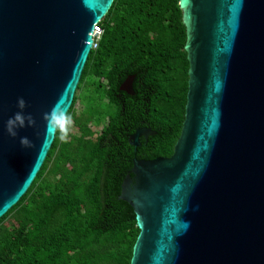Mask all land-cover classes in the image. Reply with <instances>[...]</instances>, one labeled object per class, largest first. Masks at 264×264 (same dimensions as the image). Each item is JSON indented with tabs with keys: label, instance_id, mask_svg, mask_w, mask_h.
Here are the masks:
<instances>
[{
	"label": "water",
	"instance_id": "obj_1",
	"mask_svg": "<svg viewBox=\"0 0 264 264\" xmlns=\"http://www.w3.org/2000/svg\"><path fill=\"white\" fill-rule=\"evenodd\" d=\"M178 1L184 121L172 155L133 159L122 185L140 231L130 264H264V0ZM112 2L0 0V219L39 173L55 139L43 115L69 111L93 27ZM132 82L121 87L127 95ZM18 97L36 126L13 139L4 123ZM156 134L140 130L129 144Z\"/></svg>",
	"mask_w": 264,
	"mask_h": 264
},
{
	"label": "trees",
	"instance_id": "obj_2",
	"mask_svg": "<svg viewBox=\"0 0 264 264\" xmlns=\"http://www.w3.org/2000/svg\"><path fill=\"white\" fill-rule=\"evenodd\" d=\"M178 0H113L100 25L76 92L89 86L85 109L67 114L84 130L98 115L92 146L88 130L68 140L55 133L26 194L0 219V264H130L139 235L132 205L121 199L133 177V158H169L184 121L189 64ZM133 77V95L121 90ZM75 92V93H76ZM144 121L155 131L146 148L128 134ZM58 143V146L55 144ZM70 177L57 181L61 167ZM17 213L16 221L2 224Z\"/></svg>",
	"mask_w": 264,
	"mask_h": 264
},
{
	"label": "clouds",
	"instance_id": "obj_3",
	"mask_svg": "<svg viewBox=\"0 0 264 264\" xmlns=\"http://www.w3.org/2000/svg\"><path fill=\"white\" fill-rule=\"evenodd\" d=\"M17 111L13 113L4 123L5 133L15 139L19 135V131L26 127H35L36 119L34 116L26 112V101L23 97H18L16 101ZM46 122L47 130L52 133H59L61 139H66L72 124V117L64 111L57 112L52 110L43 115ZM19 143L22 148L32 147V141L27 136H21Z\"/></svg>",
	"mask_w": 264,
	"mask_h": 264
},
{
	"label": "rangeland",
	"instance_id": "obj_4",
	"mask_svg": "<svg viewBox=\"0 0 264 264\" xmlns=\"http://www.w3.org/2000/svg\"><path fill=\"white\" fill-rule=\"evenodd\" d=\"M88 88L92 89L89 86V82L86 81L84 82L82 89L78 92H76L75 94L79 96V99L76 103L73 104L74 107V112L75 115H79L82 113V111L85 109V104H86V95H87V91ZM92 123L88 126L85 127L84 130H88L90 132V134L87 136V143L89 146H92L95 142L96 137L98 136V134L100 133L102 124L99 123V117L98 115H94L92 118ZM72 119V124L69 130V134L67 136L66 139L63 140H68L70 136H78L81 135L83 133V131ZM55 146H58V143L55 144ZM70 177V168L68 165H64L63 167H61L58 175L56 176V180L57 181H65L67 178ZM16 216L17 213H14V215L8 219L7 221H5L2 224V227L5 228L6 226H8L11 222L16 221Z\"/></svg>",
	"mask_w": 264,
	"mask_h": 264
},
{
	"label": "built area",
	"instance_id": "obj_5",
	"mask_svg": "<svg viewBox=\"0 0 264 264\" xmlns=\"http://www.w3.org/2000/svg\"><path fill=\"white\" fill-rule=\"evenodd\" d=\"M99 21L98 23H96L93 27L92 33H91V37H92V45H91V50H96L98 47V43L101 39V36L103 34V29L100 25Z\"/></svg>",
	"mask_w": 264,
	"mask_h": 264
},
{
	"label": "flooded vegetation",
	"instance_id": "obj_6",
	"mask_svg": "<svg viewBox=\"0 0 264 264\" xmlns=\"http://www.w3.org/2000/svg\"><path fill=\"white\" fill-rule=\"evenodd\" d=\"M143 129H150V128H148L147 126H145L144 121H140L139 126L136 127V128H134V130H133L132 133L128 134V138L131 137V136H133L134 134H137L140 130H143ZM142 140L145 141L142 137H140V146L139 147H136V148L134 147V149H136L135 152H134V155H136V156H137V152L136 151L138 149H143V147L146 148V145H145L146 143H144V145H142V143H141ZM133 159H136V160H139V161H142L143 160V159H138L136 157H134Z\"/></svg>",
	"mask_w": 264,
	"mask_h": 264
}]
</instances>
